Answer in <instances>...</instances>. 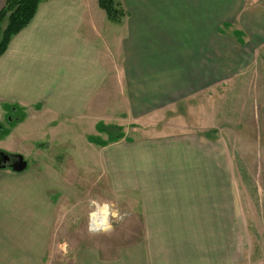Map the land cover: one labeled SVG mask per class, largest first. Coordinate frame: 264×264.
I'll return each mask as SVG.
<instances>
[{
    "label": "crops",
    "instance_id": "obj_1",
    "mask_svg": "<svg viewBox=\"0 0 264 264\" xmlns=\"http://www.w3.org/2000/svg\"><path fill=\"white\" fill-rule=\"evenodd\" d=\"M117 1L126 15L114 24L97 0H40L30 23L0 56V122L8 112L22 114L19 125L34 130L24 139L32 141H48L50 131L82 122L94 129L92 135L98 124L122 128L117 142L89 144L107 164L108 198L120 196L122 211L125 193L138 199L127 207L136 219L126 223L136 233L124 230V218L97 233L89 232L87 221L62 239L71 244L57 264H203L194 259L192 239L177 227L192 220L208 224L204 215L212 205L184 170L207 139L195 131L200 122L171 115L195 113L191 99L206 98L210 82L250 74L255 48L264 45V0ZM5 3L0 0V11ZM6 23L0 22V33ZM234 31L248 38L243 46ZM129 118L138 125L136 139L124 132ZM152 118L154 125H147ZM171 157L179 173L169 187L172 170L164 164ZM152 160L154 169L147 166ZM41 171H27L24 179L0 171V264H51L50 242L59 227L80 223L74 217L81 188L58 181L65 173Z\"/></svg>",
    "mask_w": 264,
    "mask_h": 264
},
{
    "label": "rangeland",
    "instance_id": "obj_2",
    "mask_svg": "<svg viewBox=\"0 0 264 264\" xmlns=\"http://www.w3.org/2000/svg\"><path fill=\"white\" fill-rule=\"evenodd\" d=\"M233 36L242 46L245 39H248L238 31H234ZM251 61L250 74L238 77L235 81L210 82L206 98L193 97L191 102L196 110L191 116L188 111L179 113V110L171 115L178 118L184 116L186 120L183 123L187 124L188 120L200 122V128L195 131L207 139L200 141L202 145L198 147L199 152L194 151L192 163H187L184 170L192 172L193 185L202 190L203 201L212 205L204 215L208 224L197 226L192 220L190 225L177 227L178 231L182 230L192 239V249L197 251L194 252V259L202 260L203 264L205 261L208 264H264V45L255 48V56ZM240 108L248 112L240 113ZM143 117L145 119L147 115ZM23 119L22 114L8 112L1 115L0 151L21 155L28 164L27 169L21 173H12L9 169L0 170L5 173L3 175L23 178L27 171L33 173L42 170L39 173L41 175L44 170H51L58 176L65 173L58 181L66 188L75 182L74 185L82 191L79 214L74 217L78 218L80 225L59 227L50 242V263L57 264L63 256L62 252L70 246L71 243L62 241L64 237L68 238V232L86 227L89 213L95 210V205L90 203L93 200L96 206L107 203L110 211H117L116 218L111 215L108 217L111 228L118 226L124 218V230L135 234L136 226L126 223L136 219L137 215L135 210L127 207L135 204L138 199L125 193L122 211L118 208L119 200L122 199L120 196L116 200L115 197L113 200L108 198L110 196L106 193L109 187L105 182L109 173L107 164L97 148L89 144L92 141H87L89 138L99 141L105 136L99 133L92 135L94 129L82 122L76 129L50 131L45 135L48 141H32L24 139L25 135L30 136L34 130L30 125H19ZM152 120L147 125L153 126ZM137 126L130 118L124 121V132L132 135L130 140L138 136L135 135ZM118 128L122 132V128ZM42 130L40 128L37 131ZM9 132H12L11 135ZM237 134L243 135L242 141L235 140ZM162 137L160 140L169 141L168 137ZM148 165L154 169L153 160ZM157 165L158 161H155ZM164 165L167 170H172V183L166 184L171 187L174 180H177L174 176L179 173L176 172L178 162L171 157ZM148 180L150 185L154 183L153 177ZM216 205L223 209L214 208ZM221 213L225 218L221 219ZM66 217L72 218L73 215L66 214ZM97 232L100 231L94 233Z\"/></svg>",
    "mask_w": 264,
    "mask_h": 264
},
{
    "label": "trees",
    "instance_id": "obj_3",
    "mask_svg": "<svg viewBox=\"0 0 264 264\" xmlns=\"http://www.w3.org/2000/svg\"><path fill=\"white\" fill-rule=\"evenodd\" d=\"M40 0H6L5 7L0 11V22L6 19L4 30L0 33V56L6 50L10 39L25 28L34 17ZM98 6L104 11L108 21L116 24L126 15L117 0H97ZM96 130L104 133L106 141L91 139L92 143L106 146L117 142L123 135L120 129L115 126L98 125Z\"/></svg>",
    "mask_w": 264,
    "mask_h": 264
},
{
    "label": "clouds",
    "instance_id": "obj_4",
    "mask_svg": "<svg viewBox=\"0 0 264 264\" xmlns=\"http://www.w3.org/2000/svg\"><path fill=\"white\" fill-rule=\"evenodd\" d=\"M92 205H96V201L90 202ZM111 215L113 218H116L118 213L115 210L110 211L109 205L107 203L98 205L94 211L89 213V232L100 231L104 232L111 230V224L109 223L108 217ZM62 247H65L62 245Z\"/></svg>",
    "mask_w": 264,
    "mask_h": 264
},
{
    "label": "water",
    "instance_id": "obj_5",
    "mask_svg": "<svg viewBox=\"0 0 264 264\" xmlns=\"http://www.w3.org/2000/svg\"><path fill=\"white\" fill-rule=\"evenodd\" d=\"M10 158H13L14 161L8 165ZM27 166V162L21 155H9L0 151V170L9 169L12 173H21L27 169Z\"/></svg>",
    "mask_w": 264,
    "mask_h": 264
},
{
    "label": "flooded vegetation",
    "instance_id": "obj_6",
    "mask_svg": "<svg viewBox=\"0 0 264 264\" xmlns=\"http://www.w3.org/2000/svg\"><path fill=\"white\" fill-rule=\"evenodd\" d=\"M13 161H14L13 158H10V160H9V162H8V165L11 164ZM8 165H7V166H8Z\"/></svg>",
    "mask_w": 264,
    "mask_h": 264
},
{
    "label": "built area",
    "instance_id": "obj_7",
    "mask_svg": "<svg viewBox=\"0 0 264 264\" xmlns=\"http://www.w3.org/2000/svg\"><path fill=\"white\" fill-rule=\"evenodd\" d=\"M89 223H90V221H89V219H88V227H89ZM98 231V230H97Z\"/></svg>",
    "mask_w": 264,
    "mask_h": 264
},
{
    "label": "bare ground",
    "instance_id": "obj_8",
    "mask_svg": "<svg viewBox=\"0 0 264 264\" xmlns=\"http://www.w3.org/2000/svg\"><path fill=\"white\" fill-rule=\"evenodd\" d=\"M97 206L95 205L94 208H96Z\"/></svg>",
    "mask_w": 264,
    "mask_h": 264
}]
</instances>
